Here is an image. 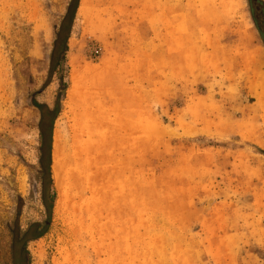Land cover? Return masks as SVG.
Here are the masks:
<instances>
[{"label":"rangeland","instance_id":"obj_1","mask_svg":"<svg viewBox=\"0 0 264 264\" xmlns=\"http://www.w3.org/2000/svg\"><path fill=\"white\" fill-rule=\"evenodd\" d=\"M69 1L0 0V264H264V0H79L53 134L70 157L93 111L106 175L93 193L71 186L62 210L51 172L49 225L14 249L47 219L29 104L54 106Z\"/></svg>","mask_w":264,"mask_h":264},{"label":"bare ground","instance_id":"obj_2","mask_svg":"<svg viewBox=\"0 0 264 264\" xmlns=\"http://www.w3.org/2000/svg\"><path fill=\"white\" fill-rule=\"evenodd\" d=\"M253 81H254V91L257 94L256 100L258 101L259 112L261 114L262 120H264V72H260L259 67H257L253 71ZM1 84L2 83H0V85ZM80 95L81 96H78L79 103L80 105L82 103L85 106L88 100L82 94ZM71 98L72 97L70 96V99ZM74 101L75 99L73 100V102ZM88 104L87 107L89 106ZM82 108L81 110L84 109ZM86 109L88 111V115L87 113L84 114L80 113V115L83 114L86 115V117L82 118L79 115L77 116H79L80 118L75 117L76 119L78 118L79 120L78 121L75 120L77 122H74L76 126L75 127L76 133L73 134L72 136L70 157L65 156L64 146L60 144L59 138L57 137L56 133H54L52 137L51 172H52V179L54 181V187L57 192L56 203L57 206L62 210L65 209L63 207H66L64 205L68 201L67 200V196L69 193L68 190L69 188H71V186L74 187V185L79 183L80 185H83V189L85 186V191L93 193V191H95V187L97 185L96 183L97 180L99 179V176L101 175L104 177V175H106L104 174L105 170H103L101 173L99 169V165L102 163L104 159L103 143L105 142H103L101 138H98V136H97L98 140H96L95 138L96 135L94 136V133H92V123L90 122L91 114L93 111L91 112L89 108ZM86 109L84 112H87ZM107 171L108 170H106V172ZM99 172L100 174L98 175Z\"/></svg>","mask_w":264,"mask_h":264},{"label":"trees","instance_id":"obj_3","mask_svg":"<svg viewBox=\"0 0 264 264\" xmlns=\"http://www.w3.org/2000/svg\"><path fill=\"white\" fill-rule=\"evenodd\" d=\"M79 0H70L67 4L65 13L58 25L53 29L52 49L49 55L47 79L44 87H47L54 75L57 76L58 89L56 92V100L52 109L44 104L38 103L35 99L29 104L35 108L40 114L39 133H40V147H39V174L43 175L47 180V185L42 190V202L47 212V219L43 224L33 223L29 225L26 232L16 235L14 237V249L22 247L26 241L36 240L40 238L47 226L49 225L53 203L55 201V194L52 191L51 180V147L53 137V123L59 113V102L62 94L66 90V84L63 82L64 73L66 69V53L68 51L67 41L69 39L70 31L73 21L78 9ZM256 17L264 23V8L256 9ZM256 19V20H257ZM258 32L261 37L262 44H264V28L258 25Z\"/></svg>","mask_w":264,"mask_h":264}]
</instances>
